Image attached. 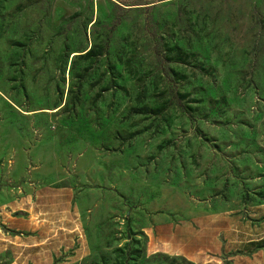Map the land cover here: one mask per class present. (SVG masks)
I'll return each instance as SVG.
<instances>
[{"label":"rangeland","instance_id":"obj_1","mask_svg":"<svg viewBox=\"0 0 264 264\" xmlns=\"http://www.w3.org/2000/svg\"><path fill=\"white\" fill-rule=\"evenodd\" d=\"M62 186L79 264H194L155 227L264 202V0H0V242Z\"/></svg>","mask_w":264,"mask_h":264},{"label":"crops","instance_id":"obj_2","mask_svg":"<svg viewBox=\"0 0 264 264\" xmlns=\"http://www.w3.org/2000/svg\"><path fill=\"white\" fill-rule=\"evenodd\" d=\"M72 194L68 186L44 190L27 209L26 222L12 218L16 233H6L9 244L0 242V253H9L0 264H79L85 256L84 246L73 240L84 223L82 213L72 206ZM230 207L234 208L189 217L178 224L163 222L155 227L156 241L164 245L163 250L194 264H264V202ZM35 211L44 216L38 217ZM41 225L49 229L46 239L18 233L20 228L36 231ZM4 237L1 234L0 240Z\"/></svg>","mask_w":264,"mask_h":264}]
</instances>
